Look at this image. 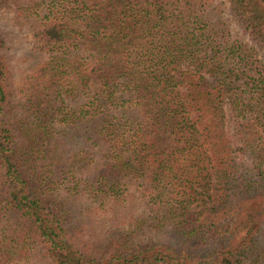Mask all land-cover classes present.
<instances>
[{
	"label": "trees",
	"instance_id": "trees-1",
	"mask_svg": "<svg viewBox=\"0 0 264 264\" xmlns=\"http://www.w3.org/2000/svg\"><path fill=\"white\" fill-rule=\"evenodd\" d=\"M205 1L43 0L35 36L51 55L28 95V143L15 140L0 55V264H264L256 227L264 220V64L212 22ZM229 1L264 48V0ZM56 134L102 150V168L86 182L100 206L144 203L134 229H171L183 250L136 243L117 224L100 256L78 249L45 170L56 158L36 149ZM85 156L56 163L66 160L73 173L79 157L92 164ZM38 160L48 162L41 171ZM201 244L211 247L202 254Z\"/></svg>",
	"mask_w": 264,
	"mask_h": 264
},
{
	"label": "rangeland",
	"instance_id": "rangeland-1",
	"mask_svg": "<svg viewBox=\"0 0 264 264\" xmlns=\"http://www.w3.org/2000/svg\"><path fill=\"white\" fill-rule=\"evenodd\" d=\"M42 2L43 0H0V55L7 70L6 90L12 102L10 107L15 115V128L18 129L15 140L17 143L22 144L30 142L28 132L31 124L35 122L33 113L28 108V95L32 91L33 84H35L34 77L36 73L43 64L49 61L51 55L49 48H46L35 36L36 10L38 7L42 8ZM205 2L209 7L212 22L227 30L231 39H238L246 47L255 50L258 60H261L264 64V48L250 37L233 10L230 1L206 0ZM82 100L83 98L73 103L69 100V104L77 107ZM226 114L228 119L227 131L234 148L237 149L240 142L235 134V125L230 119L231 113L228 106ZM61 128V123L55 124V129L60 131ZM56 136L51 140V146L40 142L41 144L38 143L40 145L36 146V149L48 148V156L56 158L50 159L54 166L45 170L51 171V180L55 183L54 204L65 206L69 211L67 228L72 234L70 241L78 249L95 257L100 256L99 250L102 249L103 243L107 244L106 238L114 234V229H117L118 225L121 231H124V234H131L136 243L157 245L156 250L161 251L183 250V245L172 234L171 229L155 230L146 225L141 229H134L142 219L143 213L146 212L144 203L133 201L132 197H129V199L122 200L123 203L119 208L116 207V215L113 212L114 210L111 211L110 205L106 209L102 205L100 206V201L94 198L91 191L89 192L87 189L86 182L87 180H94L99 168H102L100 166L103 160L102 150L94 148L91 143H87L80 138L63 137L60 134H56ZM42 150L35 156H43ZM33 152L35 153V151ZM86 154L90 155V159L93 160L92 164L84 168L86 162H83V159L79 157L73 173H69L70 167H68L66 160L58 163V165L56 163L59 160L57 156H63L67 160H71L78 155L86 157ZM237 161L240 164L249 166L251 165V156L239 152ZM36 164H39L38 171H41L42 165H47L48 162L38 160ZM77 182L79 187L78 190H75ZM143 183H146V181H143ZM201 208L200 204L196 203L194 205L195 210ZM156 223L159 224L157 221ZM115 225L116 227H114ZM256 227L260 229L258 242L264 245V220H259ZM128 230L135 232H127ZM131 242L133 243V241ZM42 247V244H40L37 249L40 250ZM210 247V245L201 244L200 252L204 254L205 250ZM38 257L42 258L40 254ZM40 263L44 264L43 261Z\"/></svg>",
	"mask_w": 264,
	"mask_h": 264
}]
</instances>
